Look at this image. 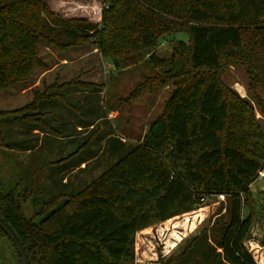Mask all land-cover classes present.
<instances>
[{
    "label": "trees",
    "instance_id": "trees-1",
    "mask_svg": "<svg viewBox=\"0 0 264 264\" xmlns=\"http://www.w3.org/2000/svg\"><path fill=\"white\" fill-rule=\"evenodd\" d=\"M101 1L95 24L54 14L47 0H0V92L12 90L10 103L32 87L47 69L40 45L60 52L91 45L116 71L144 61L165 69L174 88L162 128L84 188L46 199L27 219L24 206L48 192L47 173L66 187L61 175L74 169L79 153L47 142V135H59L51 122L64 123L52 115L50 101L75 82L31 88L29 103L0 108V217L30 264H130L138 231L194 210L198 199L222 196L225 214L167 264H257L245 242L256 213L250 186L264 169V136L251 107L227 98L216 74L230 58L248 68L253 87L264 88V0ZM183 32L187 41L166 39ZM160 41L168 43L169 58L156 54ZM69 125L63 132L73 139L77 129ZM54 149L60 157L52 161ZM3 161L14 162L17 179L8 178ZM0 235L21 264L1 228Z\"/></svg>",
    "mask_w": 264,
    "mask_h": 264
},
{
    "label": "rangeland",
    "instance_id": "rangeland-1",
    "mask_svg": "<svg viewBox=\"0 0 264 264\" xmlns=\"http://www.w3.org/2000/svg\"><path fill=\"white\" fill-rule=\"evenodd\" d=\"M171 38L187 41L188 36L183 32L167 36L166 39ZM253 39L249 37V41ZM48 48L43 45L39 47V54L48 65L51 66L60 59L72 61L69 65L56 68L48 76V86L55 88L68 81L75 82V85L61 88L59 96L50 101L54 107L52 115L64 123L61 126L58 122H51L52 128L59 135H47V142L60 144L65 150L70 148L69 152L76 147L79 153L73 161L74 169H65L61 175L63 182H67L66 187L57 179L50 182L47 173L43 183L48 192L24 206V216L27 219L34 215L46 199L58 193L71 192L67 190L69 187L74 188L72 192L81 190L131 148L141 143L147 134L160 131L167 101L174 88L165 69L153 67L145 61L124 71H116L91 45L66 52ZM169 48L168 43L161 42L155 51L158 56L169 58ZM231 60H222L216 77L227 98L238 97L251 107L264 136V88L261 85L253 87L250 84L251 74L248 68ZM53 80L55 81L52 83ZM86 83L92 86L82 87V84ZM11 91L8 89L0 92L1 109L20 107L32 99L28 94L27 100L15 97L9 103L8 95ZM256 100L260 102L259 106ZM67 123H70L72 128L77 123L82 126L88 123L93 125L77 129L73 139H69L66 138L67 132H63ZM5 127L9 135L11 133V138L13 131L10 129V123ZM54 147L56 148L55 145ZM56 150L50 155L52 161L60 157ZM2 164L6 165L10 174L8 178L15 175L17 179L14 162L3 161ZM8 165L12 167L10 170ZM50 170L55 171L56 167ZM250 189L255 200L256 213L250 239L245 242V246L257 264H264V169ZM225 208L226 201L223 197L198 199L194 210L138 231L134 237L135 259L130 264H167L176 258L191 239L207 232L217 218L225 214ZM146 229V233H140ZM0 264H19L11 244L1 235Z\"/></svg>",
    "mask_w": 264,
    "mask_h": 264
},
{
    "label": "crops",
    "instance_id": "crops-1",
    "mask_svg": "<svg viewBox=\"0 0 264 264\" xmlns=\"http://www.w3.org/2000/svg\"><path fill=\"white\" fill-rule=\"evenodd\" d=\"M47 4L49 9L54 14H57L65 19H85L95 24H99L101 21L103 10V3L101 0H47ZM71 63L72 61L65 59H60L58 60V62H54L51 66L46 63L47 69H42L41 71H38L37 77L32 87L20 90L18 96L27 100V96H29L28 94L31 88H41V84H44V86H48L50 84L47 83L48 76L52 72H54L56 68L60 66H66ZM57 79L58 75L56 74L55 80ZM55 80H53L52 83ZM78 125H74L76 129H79ZM147 231L148 229L140 233L144 234Z\"/></svg>",
    "mask_w": 264,
    "mask_h": 264
},
{
    "label": "water",
    "instance_id": "water-1",
    "mask_svg": "<svg viewBox=\"0 0 264 264\" xmlns=\"http://www.w3.org/2000/svg\"><path fill=\"white\" fill-rule=\"evenodd\" d=\"M0 228L6 233L11 243L15 247V250L19 256L21 264H30L28 256L24 250V247L14 232V230L8 225L3 218L0 217Z\"/></svg>",
    "mask_w": 264,
    "mask_h": 264
},
{
    "label": "built area",
    "instance_id": "built-area-1",
    "mask_svg": "<svg viewBox=\"0 0 264 264\" xmlns=\"http://www.w3.org/2000/svg\"><path fill=\"white\" fill-rule=\"evenodd\" d=\"M220 198H222V196H219Z\"/></svg>",
    "mask_w": 264,
    "mask_h": 264
}]
</instances>
